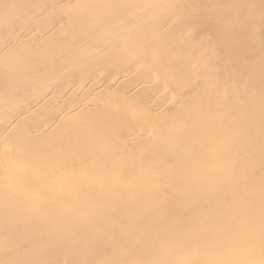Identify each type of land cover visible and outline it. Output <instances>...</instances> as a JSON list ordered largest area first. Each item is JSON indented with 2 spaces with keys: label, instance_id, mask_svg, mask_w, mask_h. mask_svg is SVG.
<instances>
[{
  "label": "bare ground",
  "instance_id": "6f19581e",
  "mask_svg": "<svg viewBox=\"0 0 264 264\" xmlns=\"http://www.w3.org/2000/svg\"><path fill=\"white\" fill-rule=\"evenodd\" d=\"M224 1L202 12L194 0H0L1 227L29 210L23 226L12 221L0 264H17L13 251L38 248L43 228L63 221L73 225L67 243L18 258L69 264L79 250L126 248L140 194L176 175L186 186L199 179L200 196L150 200L147 212L176 201L167 229L149 239L137 230L118 264H264V0ZM200 13L218 29L212 40L193 27ZM248 19L257 29L242 35ZM184 40L199 51L185 52ZM51 184L60 192L46 206ZM195 206L207 211L198 228L184 222ZM89 222L111 224L109 239ZM80 231L88 244L74 242Z\"/></svg>",
  "mask_w": 264,
  "mask_h": 264
},
{
  "label": "rangeland",
  "instance_id": "374dc122",
  "mask_svg": "<svg viewBox=\"0 0 264 264\" xmlns=\"http://www.w3.org/2000/svg\"><path fill=\"white\" fill-rule=\"evenodd\" d=\"M195 1V3L194 4H196V6H197V8L199 7V5L201 4V2L202 1H204V0H202L201 2L200 1H198V0H194ZM212 1H216V3H217V5L219 4V3H221V6H223L224 4H226L227 2H225L224 0H212ZM205 2V1H204ZM212 3L213 5H214V3L215 2H211V0H209V1H206L205 3ZM223 2V3H222ZM225 2V3H224ZM203 3V2H202ZM204 3V4H205ZM209 3V4H210ZM215 3V4H216ZM183 4V3H182ZM204 4H202L203 6L201 7V9H200V7H199V9L203 12V11H206L205 10V7L207 6H205ZM211 4V5H212ZM220 5V4H219ZM182 6V5H181ZM183 7V6H182ZM208 7H210V6H208ZM198 9V10H199ZM207 9V8H206ZM199 10V11H200ZM208 11V10H207ZM264 12V11H263ZM182 15H185V14H182ZM201 15H203L202 13H200V16H199V18H198V20H195V21H197L196 23H195V21H194V23H192V25H193V27H195L196 25H197V28H200V30H199V32L201 33V34H203L204 36L205 35H207V36H205L206 38H209V39H211L212 40V38L214 39V34L216 33L215 32V30H218V29H212V27L209 25V24H206V22L202 19V16ZM231 20V19H230ZM232 21V20H231ZM199 22H201V23H203V25L201 24V23H199ZM205 23V24H204ZM256 22L255 21H253V19L252 20H250V19H248V20H244L243 21V24H242V28L240 29V32L242 33V35H244V34H246L247 32H249L250 31V29H255L256 28V24H255ZM191 25V26H192ZM198 25L200 26V27H198ZM205 25V26H204ZM211 28H210V27ZM202 27V28H201ZM257 29V28H256ZM255 29V30H256ZM214 30V31H213ZM254 30V31H255ZM203 31V32H202ZM209 32V33H208ZM205 33H207V34H205ZM211 33H212V35H211ZM214 33V34H213ZM209 35V36H208ZM211 36V37H210ZM182 48L185 50V52H192V51H199L198 50V48H196V47H194L193 45H189V44H187L186 43V40H184V42L182 43ZM192 46V47H191ZM251 47L253 48V45L252 46H247V48L246 47H244V50L245 51H253L254 52V49H251ZM195 48V49H194ZM194 49V50H193ZM241 50L243 49V48H240ZM220 52V51H219ZM220 54V53H219ZM174 56H175V54L174 53H169V56H168V58H167V62H170V61H172L173 60V58H174ZM250 57H247V58H245V59H249ZM261 59V60H260ZM263 58H261V57H257V60H256V62H257V66H259V68H258V70H259V72H258V75H256V82H255V85H257V86H262L263 84H264V60H262ZM155 60V61H154ZM154 60H152V61H154L155 63H157L158 62V58H157V56H156V58L154 59ZM260 60V61H259ZM246 61V60H245ZM263 62V63H262ZM245 65H248V63L247 64H245ZM255 65L254 64H252V65H250V69H251V71H252V68H254L255 69ZM263 73V74H262ZM219 83H222V82H219ZM229 102V101H228ZM247 104H250V103H247ZM205 110V115H206V118L208 117V111L206 110V109H204ZM211 109H209V111H210ZM261 112H264V109L263 108H261ZM228 120H227V119ZM222 122L221 123H227L230 119L225 115V117H223L222 118ZM226 120V121H225ZM262 121H263V123H264V117L262 118ZM157 125H158V123H156ZM201 125H204L203 123L201 124ZM158 128L160 129L161 128V126H158ZM197 149H198V152H200L201 151V149H202V145L200 146V147H197ZM231 158L232 157H230V158H228V160L225 162L226 163V165L229 167L230 166V164H231V162H230V160H231ZM197 163V162H196ZM195 163V164H196ZM195 164H194V166H195ZM247 168V167H246ZM248 169V168H247ZM114 174H116L115 172H113ZM112 173V175L111 176H109V179H110V181L112 180V182H113V178L115 177V175ZM112 177V178H111ZM111 182V183H112ZM181 182V183H180ZM200 185H201V182L199 181V179H194V183L192 184V185H190V186H186V183H184V182H182L181 181V179H180V177L178 176V175H176V177H175V183L171 186V185H169V183L168 182H161L160 183V193L159 194H157V192H154L150 187H147L146 188V191L144 192V193H142V194H140V196H139V198H140V203H141V206H140V208L142 207H144V209H140V214L138 215V217L136 218V222H134V226H136V228L135 227H133V226H131V228H130V231H129V234H125L126 235V237H127V240H128V245L126 246V248L125 247H121V248H116L114 245H112V247L110 248V249H107V251H105V252H99V251H97L95 248H94V251H92L90 254L91 255H85V257H83V254H81L80 252V250L79 251H77L76 253H74V255H73V257L70 259V263L69 264H82V261L84 260L85 262H83L84 264H89V262H90V260H92V262H90V264H96L95 262H99L100 261V263L99 264H101L102 263V261H104V260H107L108 259V261L110 262V264H118V262L120 261V259L126 254V251L128 252V246H130V245H136L133 241H132V239L134 238V237H137L136 236V234H137V230H144V231H146V238L147 239H149V238H151L152 236V234L154 233V229H161L162 231H166V229H167V226H168V224H169V221H170V217L172 216V214L175 212V208H176V206H177V203H176V201L174 202V200L173 201H171V203H170V208L169 207H166V206H159L158 208H156L155 210H153V211H151V212H147V211H145V206H146V204L148 203V202H150V200H160V201H162L163 200V197H165V196H167V195H170L174 190H179V191H181L182 192V194H183V201H185L186 199H188L187 198V196L188 195H192V192H194L195 193V195L197 196V197H199L200 195H199V193H201V187H200ZM174 186V187H173ZM107 187L110 189V191L112 192V190H113V188H114V186H113V183L112 184H109V185H107ZM192 187H193V189H192ZM174 188V189H173ZM43 190H44V192H45V200H44V202L46 201L47 202V205L46 206H48L49 205V203L48 202H51V200L52 199H54V196H56L57 197V195H58V193L60 192L59 191V189L58 188H56V185L55 184H51V185H47L45 188H43ZM167 192H166V191ZM195 190V191H194ZM97 192V189H96V191H94V193H96ZM146 193V194H145ZM150 194V196H147V195H149ZM157 195V196H156ZM142 196V197H141ZM143 196H144V198H143ZM145 196L148 198V197H150V198H145ZM155 196V197H154ZM158 199H157V198ZM112 199V198H111ZM114 200V199H113ZM113 200H111V204L114 202ZM113 201V202H112ZM185 204H186V202H185ZM5 206L6 204H4V202L1 200L0 201V208L2 207V206ZM14 208H16L15 210H17V209H20V207H21V202H20V200H13V202H12V204H11ZM145 205V206H144ZM111 206V205H110ZM172 206H174L173 208H172ZM160 207H162V208H160ZM31 208L33 209L34 208V205H31ZM166 208V209H165ZM166 211H165V210ZM168 209V210H167ZM171 209V210H170ZM194 212H192L193 214H194V218H192V217H190L189 219H185L184 220V222H185V225L186 226H188L189 224V226H194L195 228H198L199 227V225H200V222H202V219L206 216L205 214L207 213V211L206 210H203V209H199L197 206H195L194 207V210H193ZM166 212H167V214H166ZM28 213H29V210H26L25 212L23 211V212H20L19 213V216H16L15 217V220H12V221H16L17 223H18V225H21V226H23L24 225V223H26L28 220L26 219L27 217L25 216V215H28ZM142 213V214H141ZM202 213H204V214H202ZM145 214V215H144ZM153 214H155V215H153ZM50 215V212L48 213V216ZM145 216V217H144ZM153 216H154V218H153ZM142 217V218H141ZM160 218V219H159ZM11 218H5V220L1 223L2 224V227H3V229H2V227H1V225H0V231L2 232L3 231V233H2V235H4V236H2V235H0V244H4L3 246H5L6 244H7V241H8V238H9V236H8V234H9V232H8V229L10 228L11 229V226H12V221L10 220ZM49 220V219H48ZM165 220V221H164ZM160 221V224L158 223ZM164 221V222H163ZM194 223H196V224H194ZM198 224V225H197ZM5 225H7V226H5ZM65 225V226H64ZM87 225L88 226H91V229H93V231H95L97 234H98V237H100L99 239L101 240V241H107L108 239H109V232H111V229H113V227L111 226V224H109L108 223V225L106 226L107 228H105V227H103V228H98L96 225V227H94L93 225L94 224H92V223H87ZM7 227V228H6ZM49 229H47V228H43L44 229V231H43V233L40 235V237H39V242L38 243H40V245L38 246V248H37V243L36 242H33V241H29V242H27V244H23L22 245V247H20L19 249H18V251H13L11 254H13L14 252V256H15V260L16 261H19V262H16L17 264H24V263H26L27 261H28V259L27 260H25L23 257H20V258H18V254H19V252L20 251H22L23 249H28L29 251H31L32 253L33 252H35V251H37V249L38 250H46L47 248H48V246L50 245V243L53 241V240H60L61 241V239H62V241L64 242L65 241V239H67V237H69L70 235V230H71V228L73 227V225H71L69 222H65V221H63V224H62V226L60 227V228H55V227H52V225H50V223H48V226H47ZM63 227V228H62ZM93 227V228H92ZM153 227H155V228H153ZM157 227V228H156ZM108 228H110V229H108ZM143 228V229H142ZM194 228V229H195ZM62 229V230H61ZM97 229V230H96ZM65 230V231H64ZM195 233L196 234H198V230L196 229L195 230ZM6 235V236H5ZM43 238H42V237ZM61 236V237H60ZM89 235H87V233H85L84 231H80L75 237H74V242L75 243H77V244H79V245H82V244H88L89 243V241H90V239H88V238H90V237H88ZM55 238V239H54ZM81 239H83L82 241H81ZM5 240V241H4ZM7 240V241H6ZM88 240V241H87ZM5 243H4V242ZM26 242V241H25ZM140 242L142 243V241L140 240ZM31 243V244H30ZM65 243H67L66 241H65ZM76 244V245H77ZM7 247H9V246H7ZM7 247H0V248H3L1 251H4V249H7ZM31 248H32V250H31ZM7 252V251H6ZM18 252V253H17ZM32 253H31V256H33L32 255ZM79 253V254H78ZM33 254H35V253H33ZM114 254H116V256H114ZM36 255H38V252L36 253ZM80 256H82V259L80 258ZM114 256V257H113ZM93 257V258H92ZM95 257V258H94ZM34 258H35V256H34ZM74 258V259H73ZM87 258V259H86ZM104 258V259H103ZM36 259V258H35ZM22 260V261H21ZM82 260V261H81ZM71 261H72V263H71ZM75 263H74V262ZM159 261V260H158ZM42 262V263H41ZM39 263H41V264H47L46 262H44L43 260H41V261H39ZM157 264V263H156Z\"/></svg>",
  "mask_w": 264,
  "mask_h": 264
}]
</instances>
